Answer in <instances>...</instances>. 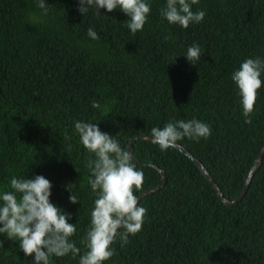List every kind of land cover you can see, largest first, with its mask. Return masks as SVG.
Returning <instances> with one entry per match:
<instances>
[{
	"label": "trees",
	"instance_id": "1",
	"mask_svg": "<svg viewBox=\"0 0 264 264\" xmlns=\"http://www.w3.org/2000/svg\"><path fill=\"white\" fill-rule=\"evenodd\" d=\"M146 2V23L133 34L120 8L98 15L93 6L82 14L79 0H44L45 15L38 0H0V193L11 190L13 176L49 180V200L69 214L76 227L70 242L80 249L76 257L52 256L50 264H79L96 199L87 168L95 156L80 143L74 122L96 124L125 151L153 127L206 123L207 139L177 142L229 200L264 145V72L250 124L231 79L245 59L264 60V0H199L192 11L206 14L187 29L161 15L166 0ZM89 28L99 39L88 36ZM193 43L202 50L195 65L185 56ZM133 155L144 177L134 195L161 182L159 169L166 181L138 201L147 210L141 230L123 246L117 236L110 245L115 254L102 264H264V154L233 205L176 147L162 151L138 139ZM0 264H34V256L0 233Z\"/></svg>",
	"mask_w": 264,
	"mask_h": 264
},
{
	"label": "clouds",
	"instance_id": "2",
	"mask_svg": "<svg viewBox=\"0 0 264 264\" xmlns=\"http://www.w3.org/2000/svg\"><path fill=\"white\" fill-rule=\"evenodd\" d=\"M198 2L166 0L161 15L169 24L187 29L190 23H200L206 14L203 10L192 11V5ZM93 6L98 15L101 8L108 12L120 8L129 17L126 26L133 34L143 29L151 10L146 0H79L78 11L85 14ZM38 7L47 14L44 0H38ZM87 34L92 40L99 39L92 28ZM185 56L195 65L201 59L202 50L193 43ZM262 72L264 60L256 57L245 59L231 75L238 88L245 123H251L250 114L257 99V90L262 85ZM91 106L98 108L99 103L93 101ZM74 130L79 134L83 147L95 156L88 160L87 168L91 174L88 182L96 199L90 213V227L82 240L87 251L79 256V264H102L115 254L110 245L117 236L123 246L127 244L129 234L135 235L142 228L147 210L138 206V197L133 190L142 189L143 172L136 170L131 154L122 149L112 136L101 132L96 124L76 121ZM210 134L209 125L192 119L169 122L163 128L153 127L150 137L151 143L163 151L183 138L198 141L207 139ZM51 187L49 180L41 175L32 179L13 176L11 190L0 193V233L7 234L10 240H18L25 256H34V264H50L52 256L64 257L71 253L76 257L80 253V249L70 242L76 227L67 222L69 214L49 200ZM69 200L74 204L78 202L73 194ZM120 229L124 231H118Z\"/></svg>",
	"mask_w": 264,
	"mask_h": 264
},
{
	"label": "water",
	"instance_id": "3",
	"mask_svg": "<svg viewBox=\"0 0 264 264\" xmlns=\"http://www.w3.org/2000/svg\"><path fill=\"white\" fill-rule=\"evenodd\" d=\"M151 134H137L135 135L128 143L127 145V152H129V154H131V157L133 160L137 161L136 157L133 155V144L136 140L138 139H143V140H150L151 141V137H150ZM174 147H176L177 149H179L181 152H183L184 154H186L187 156H189L196 164L197 166L199 167V169L201 170V172L203 173V175L206 177V179L212 184V186L214 187L216 193L218 194V196L220 197V199L226 204V205H233L235 203H237L243 196L244 194L246 193L247 189H248V186H249V183L251 181V178L254 174V172L256 171L257 167L260 165L261 163V159H262V156L264 154V145L263 147L260 149L256 159L254 160V163L253 165L251 166L250 170H249V173L246 177V180H245V183H244V186L243 188L241 189L240 193L238 194V196L232 200H229L228 198H226L220 188L218 187L217 183L215 182V180L213 179V177L210 175V173L208 172V170L206 169V167L204 166V164L198 159L196 158L195 156L192 155V153L186 149L183 145H181L180 143L176 142V144L174 145ZM157 167V166H156ZM160 173H161V182L152 187V188H149L147 189L146 191L142 192L141 194H139L137 197H138V201L148 195V194H151L153 193L154 191H156L157 189H159L160 187H162L164 184H165V181H166V175L164 173V171L162 169H159Z\"/></svg>",
	"mask_w": 264,
	"mask_h": 264
}]
</instances>
